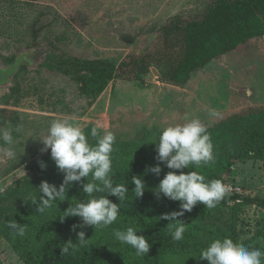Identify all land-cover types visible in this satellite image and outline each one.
<instances>
[{"label": "rangeland", "instance_id": "374dc122", "mask_svg": "<svg viewBox=\"0 0 264 264\" xmlns=\"http://www.w3.org/2000/svg\"><path fill=\"white\" fill-rule=\"evenodd\" d=\"M33 4L30 19L45 10L51 13L39 24L53 18L51 26L40 32L37 46L27 48L31 36L22 27L11 35H0L1 67L12 63L8 59L33 51L32 64L0 86V107L12 114V122L5 128L21 130L13 132L18 135L12 145L1 147L0 140V264H24L12 249L16 232L8 225L21 224L29 217L44 218L45 212L36 211V205L31 204L39 196L37 187L42 180L55 185L62 182L63 174L35 138L45 134L53 120L67 119L81 127L91 144L95 143L90 135L92 127H98L101 134L112 131L116 136L113 166L123 153H156L153 142L158 131L190 119H199L206 126L214 159L238 148L250 130L264 128V35L215 56L185 84L161 80L160 69L153 67L141 81L110 82L93 101L79 93L69 76L47 65L51 50L55 55L119 63L128 54L142 53L153 38L154 28L169 16L195 14L203 8L202 1L34 0ZM8 148L17 152L18 159L4 155ZM40 161L46 168L40 167ZM224 178L227 185L239 188L229 191L239 197L209 209L200 220V232L206 234L198 237L200 244L169 264H198L202 260L199 253L207 247L212 232L231 226L236 228L238 241L264 251V209L242 198L264 197V159L252 154L233 160ZM90 180L91 176L82 178L81 183Z\"/></svg>", "mask_w": 264, "mask_h": 264}, {"label": "trees", "instance_id": "16d2710c", "mask_svg": "<svg viewBox=\"0 0 264 264\" xmlns=\"http://www.w3.org/2000/svg\"><path fill=\"white\" fill-rule=\"evenodd\" d=\"M203 8L192 15L173 14L161 25L154 28V35L148 47L140 54H128L119 63L106 59H81L75 56L55 55L51 50L46 56L47 65L69 76L77 83L79 93L90 101L95 100L106 87L116 79L141 81L153 67L160 69V79L170 83L185 84L190 75L205 66L217 55L228 53L247 40L264 35V0H200ZM34 0H0V35L15 31L18 27L28 32L31 42L27 48L37 46V38L46 26H51L53 18L40 25L41 18L51 12L45 10L30 19ZM49 9V8H48ZM29 17V19H28ZM11 30V31H10ZM53 47L54 44H52ZM14 61V58L8 59ZM26 67L21 66L15 76ZM12 122L11 111L0 107V128ZM13 124L17 123L13 120ZM18 134H14V138ZM3 147L4 142L1 143ZM264 159V128L248 132L243 143L232 152L215 158L207 165H190L184 171H198L206 180L218 179L226 184L224 174L228 173L233 160H243L250 155ZM156 153L137 155L123 153L112 168L114 184L125 183L129 190L127 199L120 203L114 196L108 198L120 205V212L115 225L109 229L97 230L91 226L72 229L79 224L78 216L65 217L63 211L70 203L86 199L81 184H72L66 193V199L56 201L46 209L44 218H25L20 226L25 234L15 233L12 249L24 264H169L181 254H189L199 245L201 233L200 220L209 212V208L197 203L191 212L178 217L185 223L184 239L173 241L167 226L169 221L157 219L163 213L179 209L178 201H171L154 192L159 180L168 171L160 164V176L145 172L147 167L158 163ZM140 177L146 185L142 197L131 193L134 185L132 176ZM88 182V181H86ZM59 185H57L58 187ZM101 195V194H96ZM106 195V193H104ZM239 197L235 192H228L217 204L228 203ZM248 204L264 209V197L244 196ZM176 224V221H171ZM138 228L137 234L144 235L150 243L147 255L137 256L131 246L115 240L113 231L127 227ZM84 231L86 243L81 245L77 232ZM229 237L238 241L237 231L231 226L225 231H215L209 236L207 245L214 239ZM67 248V252L63 249ZM198 264H208L202 259Z\"/></svg>", "mask_w": 264, "mask_h": 264}, {"label": "clouds", "instance_id": "9594fccd", "mask_svg": "<svg viewBox=\"0 0 264 264\" xmlns=\"http://www.w3.org/2000/svg\"><path fill=\"white\" fill-rule=\"evenodd\" d=\"M20 131L19 127L0 128V140L12 145L13 132ZM90 135L95 138L94 144L89 143L81 127L67 119H55L45 134L35 137L42 144L41 151L49 152L57 171L63 174L58 187L47 181L40 182L37 187L39 196L31 201V204L36 205V211L44 213L56 201L65 200L67 190L73 183H81L82 178L86 180L91 176L90 181L82 183V192L87 198L70 203L60 218L63 220L65 217L78 216L80 223L72 225L73 230L86 226L102 228L112 225L117 221L120 205L112 202L108 196H114L123 203L129 193L125 183L114 184L111 176L115 134L110 130H104L101 134L98 127H92ZM157 135L158 139L153 143L158 163L147 167L145 172L160 176L161 163L168 169L179 170L165 173L154 192L157 198L162 194L171 201L179 202L178 210L163 213L157 219L169 221L167 226L172 240L181 241L184 239L185 223L178 217L191 212L197 203H202L209 209L215 208L230 189L221 180H206L203 174L195 170L184 171L190 165L199 167L214 160L210 134L199 119L168 125L159 130ZM4 155L10 160L18 159L17 152L12 148L6 149ZM39 163L42 169L46 168L43 161ZM131 183L134 185L131 190L133 198L142 197L146 187L143 180L134 175ZM171 221L177 223L173 225ZM8 226L19 236L25 234L24 227L17 222H11ZM138 230L140 229L131 226L124 230L116 229L113 236L119 243L131 246L137 256L147 255L150 243L144 235L137 234ZM77 240L81 245L86 243L84 231L77 232ZM63 251L67 252V248ZM198 258L208 261V264H264V251L224 237L212 240L200 251Z\"/></svg>", "mask_w": 264, "mask_h": 264}, {"label": "water", "instance_id": "95a60500", "mask_svg": "<svg viewBox=\"0 0 264 264\" xmlns=\"http://www.w3.org/2000/svg\"><path fill=\"white\" fill-rule=\"evenodd\" d=\"M32 54L33 51L23 52L19 54L9 66H0V86L9 83L10 79L15 75L21 66L31 65Z\"/></svg>", "mask_w": 264, "mask_h": 264}, {"label": "built area", "instance_id": "2783aa9c", "mask_svg": "<svg viewBox=\"0 0 264 264\" xmlns=\"http://www.w3.org/2000/svg\"><path fill=\"white\" fill-rule=\"evenodd\" d=\"M226 186H228V187H229L230 191H232V190H234V189H236V190H239V188H237V187L233 188V187H232V186H230V185H226Z\"/></svg>", "mask_w": 264, "mask_h": 264}]
</instances>
